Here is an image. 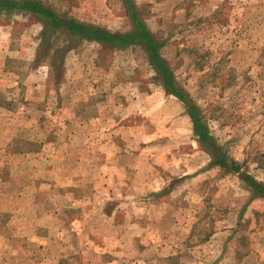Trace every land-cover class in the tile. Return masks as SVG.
I'll return each instance as SVG.
<instances>
[{
  "label": "rangeland",
  "instance_id": "1",
  "mask_svg": "<svg viewBox=\"0 0 264 264\" xmlns=\"http://www.w3.org/2000/svg\"><path fill=\"white\" fill-rule=\"evenodd\" d=\"M39 1L134 28L126 0ZM131 1L213 140L141 46L43 48L37 17L0 14V264H264V198L240 175L264 183V0Z\"/></svg>",
  "mask_w": 264,
  "mask_h": 264
},
{
  "label": "trees",
  "instance_id": "2",
  "mask_svg": "<svg viewBox=\"0 0 264 264\" xmlns=\"http://www.w3.org/2000/svg\"><path fill=\"white\" fill-rule=\"evenodd\" d=\"M126 5L132 10L131 17L134 28L125 33L111 32L102 27L80 23L74 19L63 17L39 0H0V14L20 13L37 17L44 28L43 48L48 45L47 42L51 36L58 33L64 34L74 41H88L114 49H128L133 46H141L160 72L166 90L185 103L187 114L193 123L194 134L197 136L199 142L204 146L208 145L213 138L203 117L197 107L190 104V101L186 98V94L176 88L172 72L162 61L160 51L163 44L148 29L135 9L133 2L126 0ZM212 145L217 148V158L213 164L239 173L241 170L240 165L232 160H227L226 153L223 152L220 146L217 147L214 142ZM240 175L250 190L252 199L264 198V183L258 182L248 175V173L243 172Z\"/></svg>",
  "mask_w": 264,
  "mask_h": 264
},
{
  "label": "crops",
  "instance_id": "3",
  "mask_svg": "<svg viewBox=\"0 0 264 264\" xmlns=\"http://www.w3.org/2000/svg\"><path fill=\"white\" fill-rule=\"evenodd\" d=\"M40 24H41V26L43 27V24L40 22ZM85 42V41H84ZM86 43H91V42H88V41H86ZM99 45V44H98ZM8 60V59H7ZM7 60H6V62H5V65H4V71L5 72H11V74H13V75H15L16 76V74H18L17 72H15V71H13V70H10V69H8V67H7ZM19 75V74H18ZM16 79V78H15ZM23 81H20L19 80V78L17 79V80H14L13 81V87L14 88H18V87H20V85H23ZM27 83V82H26ZM34 87V86H33ZM40 88V87H39ZM78 115H75V117H77ZM21 152H23V151H21Z\"/></svg>",
  "mask_w": 264,
  "mask_h": 264
}]
</instances>
